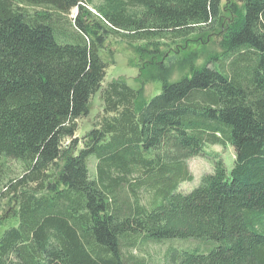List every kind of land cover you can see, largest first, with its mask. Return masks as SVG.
Segmentation results:
<instances>
[{"label":"trees","instance_id":"1","mask_svg":"<svg viewBox=\"0 0 264 264\" xmlns=\"http://www.w3.org/2000/svg\"><path fill=\"white\" fill-rule=\"evenodd\" d=\"M109 36L161 82L150 99L124 77L102 87ZM227 142L229 172L216 156L178 190L188 158ZM0 157L23 166L0 176V264H144L131 249L172 238L215 244L169 246L166 264H264V0H0Z\"/></svg>","mask_w":264,"mask_h":264},{"label":"rangeland","instance_id":"2","mask_svg":"<svg viewBox=\"0 0 264 264\" xmlns=\"http://www.w3.org/2000/svg\"><path fill=\"white\" fill-rule=\"evenodd\" d=\"M228 1L229 0H221V4L225 6ZM232 1H234L237 6H240V0ZM94 3H98V0H94ZM92 5L93 4H90L89 7L94 11V9L91 7ZM77 11V7H73L70 10L69 18H73L77 14ZM224 15H226V18L229 17V10L226 7L224 8ZM212 31L214 32L210 34V37L212 36L215 39L218 38V34L215 33L216 30L213 29ZM173 46L174 44L172 47ZM161 47L163 48L164 46L161 45ZM192 47L193 45L190 46V48ZM210 49L218 50L219 47L216 44L211 45V43H207L206 48H204L205 52ZM183 53H185V50L174 52L172 48L169 49L167 54L172 55V57L180 58ZM102 55L108 62L105 70V76L101 84L102 87L112 78L124 77L126 82L132 87L137 88L142 86L143 96L147 97L148 99H150L155 93L159 92L161 88V82L159 80H148L145 73L139 77L140 69L139 64L137 63H140L142 60L139 61L140 59L137 57L133 44L122 41L118 37L109 36L106 38ZM178 76L179 69L175 67L171 73L170 79L173 80ZM100 91L101 88L96 90L91 95L88 113L77 120L78 128L74 136H76L78 139H81L82 135L92 128L94 121L102 112V99L100 96ZM64 142H68V140H65ZM234 154V147L228 142L225 144H206L202 154L188 158L187 163L190 171L193 174V178L191 180H184L180 182L178 190L188 192L196 187L204 173L213 171L214 157L216 156L222 158L225 167L229 172L233 166ZM95 163L96 159L93 155H91L88 158L87 164L90 176L95 175ZM22 171L23 166L20 160L9 157H0V176H2L5 180L7 178L18 176ZM148 199L149 196L144 194L143 200L146 202ZM5 201V199L0 201V214L3 213L4 207L7 206ZM9 222L10 221H7L6 224L0 225V232L8 226L7 224ZM202 243L203 242L197 241V239L194 238H172L165 239L161 242H149L137 248L131 249L130 252L142 259L144 264H166L165 250L169 246L174 245L178 249L192 252H207L215 244L213 242H206L208 246H206V248L203 250L205 246L203 245V247H200Z\"/></svg>","mask_w":264,"mask_h":264}]
</instances>
